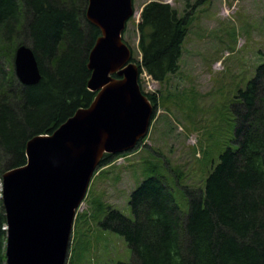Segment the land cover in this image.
<instances>
[{
    "label": "trees",
    "instance_id": "obj_1",
    "mask_svg": "<svg viewBox=\"0 0 264 264\" xmlns=\"http://www.w3.org/2000/svg\"><path fill=\"white\" fill-rule=\"evenodd\" d=\"M87 6L88 0H0V180L6 170L26 163L31 137L52 133L94 99L88 61L101 30L88 20ZM191 15L159 0L144 5L140 73L146 70L162 83L178 69ZM22 44L37 57V84L16 80L13 61ZM145 94L156 109L157 97ZM239 98L233 105L238 146L221 155L204 188L187 189V213L161 175L132 192V217L105 209L99 223L132 248L129 262L115 264H264V63ZM114 156L105 153L100 167ZM6 227L0 198V264L7 259Z\"/></svg>",
    "mask_w": 264,
    "mask_h": 264
},
{
    "label": "rangeland",
    "instance_id": "obj_2",
    "mask_svg": "<svg viewBox=\"0 0 264 264\" xmlns=\"http://www.w3.org/2000/svg\"><path fill=\"white\" fill-rule=\"evenodd\" d=\"M149 1L134 0L136 12L123 33L137 64L142 59L138 24ZM159 1L180 13L192 11L179 67L162 83L147 71L140 75L143 91L158 99L154 120L135 149L96 169L77 209L66 264L129 262L132 248L125 237L99 223L105 209L132 217V192L161 175L187 213V189L204 188L221 155L238 146L233 105L264 63V0Z\"/></svg>",
    "mask_w": 264,
    "mask_h": 264
},
{
    "label": "water",
    "instance_id": "obj_3",
    "mask_svg": "<svg viewBox=\"0 0 264 264\" xmlns=\"http://www.w3.org/2000/svg\"><path fill=\"white\" fill-rule=\"evenodd\" d=\"M135 12L133 0H88L86 16L101 30L88 61L96 95L52 133L31 137L26 163L3 173L7 264H66L77 209L102 157L135 148L148 133L154 106L123 39ZM14 63L22 84L41 80L27 44L17 47Z\"/></svg>",
    "mask_w": 264,
    "mask_h": 264
},
{
    "label": "built area",
    "instance_id": "obj_4",
    "mask_svg": "<svg viewBox=\"0 0 264 264\" xmlns=\"http://www.w3.org/2000/svg\"><path fill=\"white\" fill-rule=\"evenodd\" d=\"M2 195V182L0 181V196Z\"/></svg>",
    "mask_w": 264,
    "mask_h": 264
}]
</instances>
